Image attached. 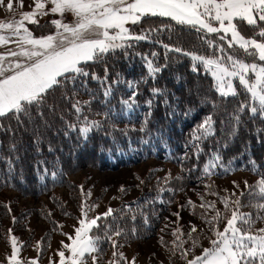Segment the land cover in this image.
Returning a JSON list of instances; mask_svg holds the SVG:
<instances>
[{
	"label": "snow or ice",
	"instance_id": "obj_1",
	"mask_svg": "<svg viewBox=\"0 0 264 264\" xmlns=\"http://www.w3.org/2000/svg\"><path fill=\"white\" fill-rule=\"evenodd\" d=\"M34 3V9L23 12L20 19L0 21V45L10 42L16 45L15 49L0 53V118L12 114L17 122L22 124L20 116L29 115L33 105L38 108L42 106L50 90L65 83L75 85L76 80L81 77L85 78L82 87L86 86L87 78L90 77L100 85L103 96L109 97L113 84L118 81L110 80L107 66L101 77L95 72L90 73L87 65L104 61L108 54L116 50L132 49L139 41H150L164 49L163 64L156 63L159 54L155 51L142 57L150 79L155 80L157 74L168 67L169 53L189 56L193 61L192 71L197 72V65L202 66L203 71L213 78V87L222 98L239 95L238 88L244 90L246 99L237 106L232 116L235 121L232 134L237 130L241 115L245 112L253 119H264V0H34ZM47 4H51V7L46 9ZM0 5H4V0H0ZM4 6L10 12L14 11L12 0H8ZM20 6L23 7V0H20ZM49 13L58 14L60 17L51 21L55 32L40 37L34 36L25 26V21L38 24L36 17ZM66 13L73 15V22H64ZM145 17L169 18L179 25L202 33L199 36L201 46H206L210 51L207 54H198L200 50L196 48L187 50L178 44L164 43L159 39V33L165 29L170 31L171 25L150 27L139 32L129 27L140 24ZM240 22L251 27V36L243 34L239 27ZM209 34H216V38H210ZM241 50L243 55H240ZM143 82L147 83V80ZM128 86L131 89L130 95L123 99L122 103L128 110H132L138 106L139 82H129ZM149 93V98L145 100L148 113L139 129L145 134L149 131L148 116L151 115L153 105L160 97H166L165 90L160 87H151ZM77 95L74 90L71 96H64V99L70 101L75 114V122L66 123L71 130L78 129L81 138L87 141L89 133L103 128L104 123L90 119L85 112V108L91 111L90 104L95 99V94L90 93L91 99L88 101H80L76 98ZM164 102L167 103V99ZM190 111L189 109L184 115L187 116ZM38 115L43 117V112H38ZM215 123L213 116L208 115L194 126L186 145L191 148L192 156L186 151L181 162L192 157L199 160L204 154L203 143L215 135ZM3 127L0 124V130H3ZM260 131L264 129L258 130V133ZM144 143L148 141L144 140ZM12 148L15 150V145ZM8 162L11 164V160ZM252 164V170L257 172L255 162L252 161ZM217 168L231 171L223 163L219 152L213 151L202 171L210 177ZM193 170H196V165L186 171ZM44 171L48 172L46 168ZM50 174L53 179L57 176L54 171ZM169 178L170 176H166L164 183H167ZM233 184L239 188L235 181ZM205 187L211 189L212 186ZM245 187L248 190L241 192L239 196H236L235 192L232 193L235 199L231 202L229 196H219L223 212L216 208L214 201H205L203 197L199 206L188 201L193 209H205V212L200 214L201 219L209 226V231L215 238H209L210 247L204 248L202 253L193 259H188V250L182 251L181 259H184L186 264H264V227H255L258 221H264V174H260L254 185H248L245 181ZM81 191L83 192V186ZM121 191H125L123 186ZM160 191L173 189L165 187ZM211 194L218 195L214 192ZM160 202L165 203L163 200ZM96 207L95 204H81L82 218L78 220L79 226L74 228V236L65 234L71 243L61 242L63 250L57 253L59 264H99L103 259L105 242H110L113 249L124 246L114 239L125 235V229L119 223L123 210L117 215L114 214L117 210L109 207L102 214L90 216ZM124 207L131 209L130 205ZM246 207L254 209V214L242 211ZM209 209L215 213L211 217L207 215ZM172 215L180 218L179 212ZM135 219L136 216L132 215L131 220L134 222ZM13 221L15 222V218ZM145 223H148L147 217ZM221 223L224 224L222 231L219 227ZM11 231L9 229V232ZM197 231V227L192 225L191 231L187 233L193 247L199 241L198 236L193 237V233ZM132 233L135 234L134 228ZM172 235L176 237L173 241V252L175 249H183L186 241L180 239L184 235L181 228H174ZM161 242L163 243V237ZM11 248V255L7 257L9 264H21L17 258L19 249L14 235L11 236ZM123 260V252L113 251V260L109 261V264H120ZM32 264H35V261H32Z\"/></svg>",
	"mask_w": 264,
	"mask_h": 264
},
{
	"label": "trees",
	"instance_id": "obj_2",
	"mask_svg": "<svg viewBox=\"0 0 264 264\" xmlns=\"http://www.w3.org/2000/svg\"><path fill=\"white\" fill-rule=\"evenodd\" d=\"M30 25L36 36L55 30L49 22ZM161 25H171L170 31L165 29L159 33V39L164 43L178 44L187 50L196 48L200 50L198 54L210 51L206 46H201L199 36L202 33L169 18L145 17L134 26V30L139 32ZM246 26L249 29L243 32L252 33L251 27ZM213 35L209 34V37L215 39ZM153 51L159 54L156 63L163 64V47L150 41H139L132 49L116 50L108 54L104 61L87 65L90 73L95 72L101 77L107 66L110 80L118 81L113 84L112 94L107 98L103 96L100 85L90 77L87 78L86 86L82 87L85 78L81 77L75 85L65 83L50 90L42 106L38 108L33 105L29 115L20 116L22 124L12 114L0 118V124L4 126L0 130V192L11 189L26 197L52 196L56 189L69 185V175L84 163L116 168L150 158L180 166L186 181L194 184L209 177L203 174L202 169L213 151L219 152L223 163L231 171L217 168L211 176H225L246 170L260 178V174H264V131L258 133V130L264 129V119H253L245 112L241 115L237 130L232 134L235 125L232 116L237 106L246 99L244 90L238 88L239 95L222 98L213 87L211 75L205 73L200 65H197L199 71L193 72L191 58L177 53H169L168 67L152 80L148 77L142 57ZM240 55H243L242 50ZM129 82H139L140 91L138 106L132 110H128L122 103L130 95ZM153 86L164 89L166 97H160L153 105L151 115L148 116L149 131L145 134L139 129L148 113L145 100L149 98V89ZM72 89L80 96L85 95L88 100L91 99L90 93L95 94L90 104L91 111L85 108V112L90 119L95 120L96 116H100L99 121L104 123L103 128L89 133L87 141L81 138L78 129L71 130L66 123L75 122L71 103L64 99L65 94L72 95ZM76 98L80 100L79 96ZM189 109L191 111L185 116L184 113ZM38 112H43V117ZM208 115H212L216 121L215 135L203 143L204 154L198 161L192 157L181 162L186 151L192 156L191 148L186 145L194 126ZM144 140L148 143H144ZM252 161L257 166V172L252 170ZM193 165H196V170L186 171L192 169ZM53 171L57 173L55 179L50 174ZM160 193L150 204L157 210L165 209L172 198V191L163 192L162 195ZM161 200L165 203H161ZM135 210L139 212L137 208ZM54 226L55 231L60 233L61 225Z\"/></svg>",
	"mask_w": 264,
	"mask_h": 264
},
{
	"label": "rangeland",
	"instance_id": "obj_3",
	"mask_svg": "<svg viewBox=\"0 0 264 264\" xmlns=\"http://www.w3.org/2000/svg\"><path fill=\"white\" fill-rule=\"evenodd\" d=\"M12 2L14 8L12 12L4 6L8 0H4V5H0L4 11L0 15L3 14L5 21L8 16H12L10 19H20L23 12L32 11L35 7L34 0H23V7L20 6V0H12ZM50 7L51 4L46 5V9ZM58 18H60L58 14L51 13L36 17L38 22H49L51 28H55L51 21ZM73 20L71 13L65 14L64 22L71 23ZM27 23L25 21V26L31 29V23L28 25ZM129 27L134 28L131 25ZM239 27L242 32L249 29L244 22H240ZM245 35L251 36L252 33ZM7 45L13 49L11 43ZM78 96L80 100H88L85 95ZM99 119L100 116H96L95 120L99 121ZM166 176L170 178L164 183ZM177 177L183 178L177 179ZM69 179L71 180L69 185L56 189L52 196L26 197L11 189L0 192V262L9 263L7 257L12 252L11 236L14 235L19 249L17 258L21 264H32V261H35V264H59L57 253L63 250L61 242L71 243L65 234L74 236V228L79 226L78 220L82 218L81 204L84 203L97 205L89 214L92 217L106 212L109 207L117 210L114 213L117 215L123 210L119 223L125 229V235L114 239L124 246L113 249L110 242H105L103 259L99 264H109V261L113 260V251L124 253L125 260L120 261V264H186V261L181 259L182 251L188 250V259H193L200 255L204 248L210 247L209 238H215L209 231V226L201 219L200 214L204 213L205 209L200 207L193 209L188 201L199 206L203 202L201 200L203 197L205 201H214L216 208L223 212V204L219 196H229L231 202L235 199L232 196L233 192L239 196L241 192L248 190L245 181L248 185H254L259 177L246 170H239L225 176H210L199 183L189 184L180 166L169 161L150 158L116 168L90 166L84 163L69 175ZM233 181L239 185V188L233 184ZM205 185L212 187L209 189ZM122 186L125 189L123 192ZM170 186H174L172 198L165 209L157 210L151 207L150 204L152 205L157 193ZM213 192L218 195L211 194ZM160 194L162 195L163 192ZM244 199L246 200L247 197ZM125 205H130L131 209H126ZM182 205L184 207H181ZM242 211L253 214L255 212L254 209L247 207ZM176 212L180 214L179 219L172 215ZM214 214L211 209L207 210L209 217ZM132 215L136 216L134 222L131 220ZM145 217L148 223H145ZM173 221L176 223H172ZM55 224L61 225L60 233L55 231ZM165 225L168 227L166 228ZM192 225L198 229L193 233L194 238L199 237L195 247L187 236ZM176 227L181 228L184 235L180 239L186 242L183 249H175L173 252L175 247L173 241L176 237L172 235V230ZM219 227L222 231L224 224L221 223ZM255 227L257 229L264 227V221H258ZM133 228L135 234L132 233ZM9 229L12 231L9 232ZM65 255L67 256L68 253L66 252Z\"/></svg>",
	"mask_w": 264,
	"mask_h": 264
},
{
	"label": "crops",
	"instance_id": "obj_4",
	"mask_svg": "<svg viewBox=\"0 0 264 264\" xmlns=\"http://www.w3.org/2000/svg\"><path fill=\"white\" fill-rule=\"evenodd\" d=\"M2 7V6H1ZM0 7V13H2V12H4L3 11V9ZM2 15V16H1ZM0 15V21L1 20H6V18L3 16V14H1ZM12 16H8L7 17V20H10V18H11ZM41 17V16H40ZM38 23H42V22H38ZM27 25H28V23H27ZM132 26V25H131ZM30 31H32L30 28H28ZM55 31H53V32H51V33H54ZM33 33V32H32ZM51 33H49V34H51ZM34 34V33H33ZM46 35H48V34H46ZM34 36H36V35H34ZM40 36H42V35H39V36H36V37H40ZM11 43V42H10ZM11 46L13 47V49H15L16 48V45L14 44V43H11ZM7 48V49H6ZM8 49H10V46H8V45H0V53H5ZM9 59H12L11 57H9ZM0 264H9V263H4V262H0Z\"/></svg>",
	"mask_w": 264,
	"mask_h": 264
}]
</instances>
